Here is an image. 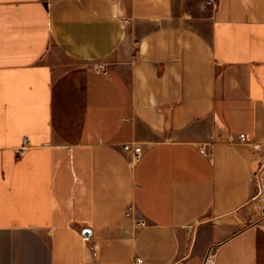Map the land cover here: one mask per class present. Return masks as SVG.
I'll use <instances>...</instances> for the list:
<instances>
[{"label": "crops", "instance_id": "crops-1", "mask_svg": "<svg viewBox=\"0 0 264 264\" xmlns=\"http://www.w3.org/2000/svg\"><path fill=\"white\" fill-rule=\"evenodd\" d=\"M251 144L264 0H0V264H264Z\"/></svg>", "mask_w": 264, "mask_h": 264}, {"label": "built area", "instance_id": "built-area-1", "mask_svg": "<svg viewBox=\"0 0 264 264\" xmlns=\"http://www.w3.org/2000/svg\"><path fill=\"white\" fill-rule=\"evenodd\" d=\"M208 3L215 6L217 0H208ZM238 141L241 144H249L247 137L245 135L238 136ZM28 140L25 138L24 144L21 148V152H23L27 148ZM254 146L255 152L259 155L261 167L258 172L259 176V189L257 191L256 197L253 200V203L259 207L260 215H264V144H251ZM123 150L127 152H132L135 157H138L141 153V147L135 144H124ZM133 212V208H129L126 212V216H131ZM136 227H143L145 226V222L143 220H137L135 223ZM215 254L210 252L205 260L204 264H214ZM134 264H142V260L137 258Z\"/></svg>", "mask_w": 264, "mask_h": 264}, {"label": "water", "instance_id": "water-1", "mask_svg": "<svg viewBox=\"0 0 264 264\" xmlns=\"http://www.w3.org/2000/svg\"><path fill=\"white\" fill-rule=\"evenodd\" d=\"M83 235H84L85 237H88V236L91 235V231H90V230H84Z\"/></svg>", "mask_w": 264, "mask_h": 264}]
</instances>
